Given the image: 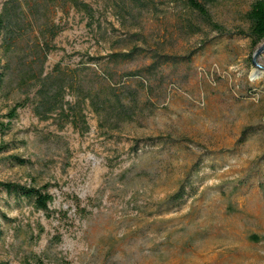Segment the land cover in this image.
<instances>
[{"label": "rangeland", "instance_id": "374dc122", "mask_svg": "<svg viewBox=\"0 0 264 264\" xmlns=\"http://www.w3.org/2000/svg\"><path fill=\"white\" fill-rule=\"evenodd\" d=\"M85 1L92 24L72 9L54 13L64 29L45 70L126 49L132 33L141 36L135 45L177 61L137 77L151 111L118 130L100 128L89 110L84 133L18 110L0 134L8 145L0 179L46 183L53 200L44 212L0 193V213L10 218L0 214V261L264 264V52H255L264 41L253 47L241 33L252 0L210 6L226 34L204 24L188 34L181 0H159L156 12L136 18L123 17L117 0ZM148 62L121 63L115 77ZM24 96L16 78L0 82V114ZM11 154L30 162L18 165Z\"/></svg>", "mask_w": 264, "mask_h": 264}, {"label": "trees", "instance_id": "16d2710c", "mask_svg": "<svg viewBox=\"0 0 264 264\" xmlns=\"http://www.w3.org/2000/svg\"><path fill=\"white\" fill-rule=\"evenodd\" d=\"M219 1L221 0H181L184 12L181 22L188 34L200 31V24L207 25L219 34H226L210 12V6ZM116 4L123 17L136 18L156 12L159 0H117ZM69 9L81 13L89 24L95 21V10L85 0L2 2L0 49L4 61L1 62L0 59V82L3 83L9 77L16 78V85L23 89L25 96L16 101L6 113L0 114L1 135L7 132L11 121L17 117L18 110L27 106L39 120L51 119L59 129L69 124L80 133L89 128L88 110L96 116L98 126L107 131L118 130L124 123L151 111L149 101H142L140 98L146 81L137 77L154 74L163 64L177 61V58L135 45V41L141 40L139 33L129 35L132 39L127 42L126 49L112 50L102 56L87 55L86 59L74 66L57 62L50 70H45L47 56L56 48L52 41L64 29V25L54 19V13ZM243 16L248 28L241 33L255 47L264 41V0H252ZM140 57L149 58V62L135 70L126 71V79H116L115 68L118 65ZM7 146L0 143V152ZM8 158L18 165L30 162L16 154H11ZM48 186L46 183H36L35 179H30L28 183L0 179V193L11 195L18 201L25 200L35 210L44 212H48V205L53 200ZM184 193V186L180 185L169 199L178 203ZM80 210L83 214L87 212L85 208ZM1 216L10 221L5 214ZM54 238L56 241L60 240V236ZM0 264L8 263L0 261ZM22 264H43V259L32 255Z\"/></svg>", "mask_w": 264, "mask_h": 264}, {"label": "water", "instance_id": "95a60500", "mask_svg": "<svg viewBox=\"0 0 264 264\" xmlns=\"http://www.w3.org/2000/svg\"><path fill=\"white\" fill-rule=\"evenodd\" d=\"M256 53H261L264 52V42L260 45H258V47L255 50Z\"/></svg>", "mask_w": 264, "mask_h": 264}]
</instances>
